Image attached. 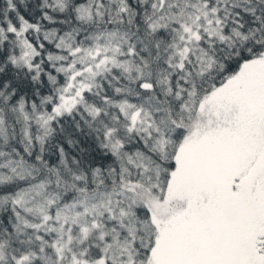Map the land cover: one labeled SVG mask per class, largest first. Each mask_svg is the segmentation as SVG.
<instances>
[{
	"label": "snow or ice",
	"instance_id": "obj_1",
	"mask_svg": "<svg viewBox=\"0 0 264 264\" xmlns=\"http://www.w3.org/2000/svg\"><path fill=\"white\" fill-rule=\"evenodd\" d=\"M0 264H264V0H0Z\"/></svg>",
	"mask_w": 264,
	"mask_h": 264
}]
</instances>
